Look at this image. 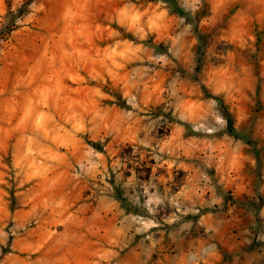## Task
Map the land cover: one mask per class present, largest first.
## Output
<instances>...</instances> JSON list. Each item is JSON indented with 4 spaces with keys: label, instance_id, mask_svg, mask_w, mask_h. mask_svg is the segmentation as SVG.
Segmentation results:
<instances>
[{
    "label": "rangeland",
    "instance_id": "1",
    "mask_svg": "<svg viewBox=\"0 0 264 264\" xmlns=\"http://www.w3.org/2000/svg\"><path fill=\"white\" fill-rule=\"evenodd\" d=\"M175 2L0 0V264H264V0Z\"/></svg>",
    "mask_w": 264,
    "mask_h": 264
},
{
    "label": "trees",
    "instance_id": "2",
    "mask_svg": "<svg viewBox=\"0 0 264 264\" xmlns=\"http://www.w3.org/2000/svg\"><path fill=\"white\" fill-rule=\"evenodd\" d=\"M164 1H167L168 3H170L176 11L180 12V9L177 7L175 0H164ZM92 145H95V144L92 143Z\"/></svg>",
    "mask_w": 264,
    "mask_h": 264
}]
</instances>
